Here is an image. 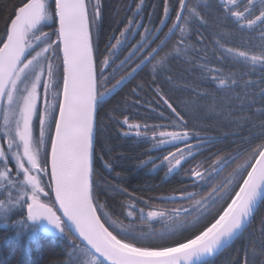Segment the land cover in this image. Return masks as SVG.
Returning a JSON list of instances; mask_svg holds the SVG:
<instances>
[{
  "label": "snow or ice",
  "instance_id": "1",
  "mask_svg": "<svg viewBox=\"0 0 264 264\" xmlns=\"http://www.w3.org/2000/svg\"><path fill=\"white\" fill-rule=\"evenodd\" d=\"M54 2L55 10L51 12L46 0H28L22 6L14 8L5 18V38L0 39L2 45L0 47V114L3 116L0 141L6 142L7 150L0 145V168L3 169L0 171V190L7 193V197L0 200V220L6 227L11 225L21 229L16 232L17 238L27 233L30 242L37 240L41 234L59 233L67 236L73 232L74 227L78 238L86 242L82 251L84 255L91 257L87 264H184V262L211 264L208 258L230 246L235 239L243 237L256 210L264 205V143L254 149L247 159L237 164L229 173L231 179L227 180L228 184H232L237 177L239 180L231 192L224 193L230 202L210 226L177 246L162 248L136 246V242L143 239L144 234L137 235L133 231L123 229L117 231L119 225L104 219L102 206L93 199V188H99L93 179L94 117L105 97L114 88L132 77L142 67L157 60L162 46L166 45L167 41L155 35L161 31L160 28L153 31L145 27L141 40L131 46L132 50L125 60L121 61V65L133 57H137L139 62L130 72L116 81L112 88H109L106 85L107 78L104 77V70L109 66V57L105 56L100 60L97 67L91 42L93 27L98 26V22L103 19L99 0L93 4L91 14L89 0H54ZM143 3L144 0H140L138 12ZM177 4L175 18L171 26H168L166 21L170 18L169 6L165 0L164 19L160 20V24L168 27V31L163 33L168 39L176 35L175 30L178 29L183 44L185 26L190 20L199 21L201 17L196 6H189V0H177ZM219 8L223 10L225 20H231L240 30H258L260 40L264 42V0H258V3L257 0H220ZM57 20L59 27L54 33L43 31L48 21ZM133 25L141 26L135 19H130L125 30L120 32V36L124 37L127 32H131ZM51 35H55L57 39L52 40ZM150 37L153 39L150 40ZM110 39L116 40L109 49L111 52L121 44V41L116 37ZM223 39L224 37L220 36L214 42L220 53L219 60H230L246 68H255L259 65L264 72V43L257 46L258 53L254 51L250 54L225 47L222 43ZM156 40L160 43L150 48ZM181 50L180 47L174 49L177 53ZM190 51L197 52V49L193 47ZM201 51H204L206 57L207 50L201 49ZM61 53V63L54 64L53 60L60 57ZM167 60L168 54L160 57L157 64L153 65V73ZM207 63L208 61L201 67L206 68L208 79L216 85L217 90L232 92L241 87V82L245 90L256 86L251 80L244 81L243 74L238 76L236 73H231L225 76L219 68H207ZM97 72L100 73L99 76ZM261 83L264 84V79ZM249 95L253 96L252 102L248 105L252 108L256 103L255 93ZM259 96L261 107L258 111L264 115V88L259 90ZM236 98L240 99V96ZM244 99H247V96ZM39 101H43V108L38 106ZM163 103L174 116L170 126L178 130L158 131L165 126L153 125L149 128L144 125V134L151 131L153 133L151 139L156 146L183 144L184 147L163 156L159 165L151 158L145 164L165 168V175L168 176L178 174L182 169V162L194 158L203 141L210 138L190 133L182 112L167 99H163ZM228 107L233 105L229 104ZM240 107L243 108V104ZM35 121H38L39 125L38 136L34 135ZM124 124L128 125L127 118ZM129 127L137 129V136L141 135L139 131L141 125H129ZM193 139L197 141L195 144L190 142ZM49 144L50 180L54 182L55 200L59 204L56 210L54 205L41 202L38 193L42 192L43 188L40 186L39 176L32 174L33 172L47 174ZM41 156L45 161L43 166L40 163ZM12 161L15 162L16 176L22 175L23 181L13 177L9 168V163ZM228 163H230L228 158L218 157L204 173L197 170L200 165L190 169V177L195 178L194 183L213 179L214 175H219ZM105 167L111 169V162H106ZM224 187V183L218 184L207 197L200 200H194L197 193L187 192L186 189L182 190L183 194L179 197L161 199L193 200L195 205L206 208L209 202H216L215 194ZM108 190L128 195L131 201L137 199L129 195L126 189L115 185L100 189V191ZM13 191L17 194L13 195ZM142 202L146 205L148 203ZM17 205L21 208L26 205L27 212L20 219L13 221L12 216ZM128 207L132 209L127 212L128 217L139 212L141 218H144L143 208L136 209L135 204H129ZM59 210H62V216L57 215ZM190 214L189 209L182 207L171 210V214L166 218L170 223L166 225V232L161 233V237L175 235L178 230L185 228L186 222L182 216ZM146 216L150 220L157 217L165 218V213L148 211ZM62 217H66L67 220ZM198 222L197 219L196 223ZM191 226L195 227V223ZM260 236L262 239L259 257L264 261V221L261 223ZM72 247L75 252L78 246L73 244ZM95 254H99V258ZM249 257L250 253L246 248L240 264H255L257 257L255 249L251 252V258ZM77 264L80 262L77 261Z\"/></svg>",
  "mask_w": 264,
  "mask_h": 264
},
{
  "label": "trees",
  "instance_id": "2",
  "mask_svg": "<svg viewBox=\"0 0 264 264\" xmlns=\"http://www.w3.org/2000/svg\"><path fill=\"white\" fill-rule=\"evenodd\" d=\"M27 2L28 0H0V39L5 38V18L13 12L14 8ZM95 2L96 0H89L90 14ZM167 2L170 18L166 23L171 26L178 4L177 0H167ZM46 3L49 11L54 12V0H46ZM99 4L103 19L92 29L97 67L100 60L110 56L113 51L112 49L110 52L109 49L116 40L110 39L111 37L120 39V32L125 30L130 19H135L141 25L140 27L133 25V30L127 32L123 43L112 52L113 59L104 70L107 87L112 88L116 81L130 72L139 62L137 57H133L121 65V61L125 60L129 51L132 50L131 46L141 40L145 27L153 31L160 28L161 31L155 35L166 39L167 42L162 46L156 61L138 70L116 93L105 98L99 107L93 167V179L99 188H93V199L95 203L102 206L104 219L119 225L117 231L123 229L133 231L137 235L144 234V238L137 241L136 246L155 248L177 246L210 226L223 213L227 203L230 202L224 193L231 192L239 180L237 177L232 184H228L227 180L231 179L229 173L236 168L237 164L247 159L261 143H264V127H262L264 115L258 111L261 107L259 90L264 88V84L261 83L264 72L259 65L255 68H246L230 60H219L220 53L214 42L218 37L223 36L222 43L225 47L250 54L254 51L258 53L257 46L264 42L260 40L258 30H240L231 20H225L223 10L219 8L220 0H189V6L197 7L201 19L190 20L185 26L186 31L183 34L185 43L183 44L178 29L175 30L176 35L171 36L170 39L163 35L168 31V27L160 24V20L164 19L165 0H144L139 12L137 8L140 0H99ZM57 28V21H48L43 31L51 34ZM51 39L55 41L57 37L51 35ZM159 43L160 41L156 40L150 48L156 47ZM177 47L182 49L179 53L174 51ZM193 47L197 49V52L190 51ZM201 49L207 50L206 57ZM166 54H168V60L162 66H158L157 71L153 73V65ZM61 61L60 54L53 63L60 64ZM206 61H208L207 68H219L225 76L231 73H236L238 76L243 74V80L253 81L255 88L245 90L241 82V87L232 92L217 90L216 85L208 79L206 68L201 67ZM99 75L100 73L97 72V76ZM60 83L62 84V79ZM249 93H255L256 103L252 108L248 106L253 100V96ZM237 96H240V99H237ZM245 96L247 99H244ZM162 97L182 112L190 133L210 138L203 141L194 158H189L182 163V169L178 174L168 176L165 175V168L145 164L151 158L159 165L165 149L156 148L151 139L153 133L147 131L145 135L143 126L147 125L151 128L153 125H164L165 127L158 131L178 130L170 126L174 116L163 103ZM229 104L233 107H228ZM241 104L243 108L240 107ZM125 118L128 119V125L124 124ZM132 123L141 125L140 136L130 132L129 125ZM0 127H2V114H0ZM38 133L36 123L34 135L38 136ZM191 142L197 141L193 139ZM0 145L6 150V142L0 141ZM218 157L228 158L230 163L219 175H214L213 179L194 183L195 178L190 177L189 170L200 165L197 170L204 173L206 169H210L213 161ZM106 162H111V169L105 167ZM9 168L14 178L23 180L22 175L16 176L13 161L9 163ZM2 170L0 168V171ZM221 183H224L225 187L215 194L216 202H209L206 208L195 205L193 200L161 199L162 197H179L183 194L182 190L186 189L187 192L197 193L194 200H200L207 197L208 193ZM43 184L46 187L45 182ZM108 185L126 189L129 195L137 198L136 201L129 200L128 195L122 193L111 190L100 191ZM47 189V193L50 194V203L55 205L52 192L49 188ZM14 194L16 191H13ZM6 197L7 193L0 190V198L6 199ZM142 201H147V205ZM129 204H135L136 209L143 208L144 218H141L139 212L128 217L127 212L132 210L128 207ZM179 207L189 209L191 213L182 216L186 227L178 230L175 235L161 237V233L166 232V225L170 223L166 218L171 214V210ZM148 211H163L165 218L157 217L150 220L146 216ZM26 212V205L22 208L17 205L12 220L20 219L21 216L26 215ZM197 219L198 223H196ZM262 221H264V205L259 206L243 237L236 239L227 250L212 260L211 264H240L246 248L250 253L249 258H251L252 250L255 249L257 253L255 264H264L259 257ZM193 223L195 227L191 226ZM20 230L11 225L6 227L0 220V264H77V261L80 264H87L91 258L84 255L82 249L85 246L71 232L67 236L41 234L37 240L30 242L27 233L20 238L16 237V232ZM73 244L78 246L75 252Z\"/></svg>",
  "mask_w": 264,
  "mask_h": 264
},
{
  "label": "water",
  "instance_id": "3",
  "mask_svg": "<svg viewBox=\"0 0 264 264\" xmlns=\"http://www.w3.org/2000/svg\"><path fill=\"white\" fill-rule=\"evenodd\" d=\"M57 24H58V20H57ZM58 27H59V24H58ZM92 42V41H91ZM2 47V46H1ZM92 50H93V57H94V60H95V55H94V48H93V42H92ZM61 56H62V53H61ZM135 74V73H134ZM133 74V75H134ZM130 78V77H129ZM128 78V79H129ZM128 79H126V80H124L120 85H118L116 88H114L113 90H112V92L108 95V96H106L105 98H109L110 96H112L114 93H116L127 81H128ZM96 131H97V114L95 115V117H94V141H93V149H94V154H93V167H94V159H95V141H96ZM49 169H50V172H51V164H50V158H49ZM51 187H52V193H53V198H54V202H55V205H56V207H57V209L59 208V204H58V202H56V200H55V191H54V182H52L51 181ZM93 194V193H92ZM259 208V207H258ZM258 210V209H257ZM256 210V211H257ZM256 213V212H255ZM57 215H61L62 216V210H59V211H57ZM64 220H67V218L66 217H62ZM254 218V217H253ZM69 224H70V222H68ZM55 231V230H54ZM72 233V235L75 237V238H77L84 246H85V244H86V242H83L82 241V239L81 238H78V235L77 234H75V230H74V227H73V232H71ZM57 234H59V233H57ZM236 241V239L233 241V243ZM232 243V244H233ZM231 244V245H232ZM230 245V246H231ZM230 246H228V247H225V248H223V249H221L215 256H213V257H210V258H208V259H210V261H212V260H214L217 256H219L221 253H223L225 250H227ZM89 251H92V250H90L89 249ZM98 258H99V254H95ZM184 264H187V262H184Z\"/></svg>",
  "mask_w": 264,
  "mask_h": 264
},
{
  "label": "flooded vegetation",
  "instance_id": "4",
  "mask_svg": "<svg viewBox=\"0 0 264 264\" xmlns=\"http://www.w3.org/2000/svg\"><path fill=\"white\" fill-rule=\"evenodd\" d=\"M38 131H39V127H38ZM49 158L50 157H48V163L46 165L47 174H45V173H36V172L35 173L33 172L32 174L33 175L37 174V176H39L40 186L43 188V191L38 193L39 199L41 200V202L47 203L48 205H53L52 203H50V196H49L50 194L47 193V190H48L47 188L51 189V192H52L51 180H50V169H49ZM13 163H14V166H15V162L14 161H13ZM40 163H41L42 166L45 165V161H44V157L43 156L40 157ZM26 166H28V165H26ZM20 181H23V180H20ZM43 182H45V185H46L47 188L44 186ZM52 195H53V193H52ZM56 209H57V207L54 205V210H56Z\"/></svg>",
  "mask_w": 264,
  "mask_h": 264
},
{
  "label": "rangeland",
  "instance_id": "5",
  "mask_svg": "<svg viewBox=\"0 0 264 264\" xmlns=\"http://www.w3.org/2000/svg\"><path fill=\"white\" fill-rule=\"evenodd\" d=\"M127 35V33L125 34V36ZM125 36L124 37H120V41H121V44L123 43L122 41L124 40V38H125ZM120 44V45H121ZM120 45H117V47L115 48V49H113V51H115L116 49H118L119 48V46ZM112 51V52H113ZM111 52V55L110 56H108L109 57V62L113 59V53ZM106 69V68H105ZM40 91H42V89L40 90ZM38 106L39 107H41V108H43V101H39L38 102ZM36 123H37V126L39 127V125H38V121H35L34 122V124L36 125ZM130 125H139V124H136V123H132V124H130ZM2 126H3V116H2ZM34 131H35V127H34ZM139 131H140V133L142 134V132H141V128L139 129ZM130 132H132V133H136L137 132V129H133V128H131V130H130ZM169 132H171V131H169ZM191 142V141H190ZM192 144H195L196 142H191ZM184 147V145L183 144H179L178 146H174V145H171V144H169V145H159V146H156V148L157 149H165L164 150V153H162V155H168L169 153H174V152H176L177 150H178V148H183ZM6 150H7V144H6ZM183 163V162H182ZM16 169V168H15ZM35 173V172H34ZM35 175H37V174H35ZM16 194H17V192H16ZM16 194H14V195H16ZM0 200H3V199H1L0 198Z\"/></svg>",
  "mask_w": 264,
  "mask_h": 264
}]
</instances>
